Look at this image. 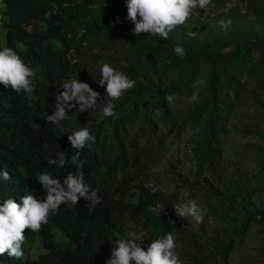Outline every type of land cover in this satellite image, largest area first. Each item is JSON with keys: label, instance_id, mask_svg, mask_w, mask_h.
<instances>
[{"label": "trees", "instance_id": "obj_1", "mask_svg": "<svg viewBox=\"0 0 264 264\" xmlns=\"http://www.w3.org/2000/svg\"><path fill=\"white\" fill-rule=\"evenodd\" d=\"M95 1L0 0V25L6 28L5 45L0 49L12 48L33 69L39 67L33 78L31 100L23 92L16 93L0 84V170L11 176L8 181L0 179V203L7 198L20 203V198L28 193L43 200L46 192L36 180L38 174L47 171L62 182L69 171H77L75 165L48 166L47 160L55 159L60 151L67 153L66 159L74 154L76 150L67 137L85 126L96 139L90 149L81 150L84 179L101 199L94 209L83 198L76 205L62 204L41 231L25 232V244L37 238L45 247L43 253L35 259L23 256L20 260L5 254L0 256V264H105L114 240L127 237L126 225L137 223L154 238L173 233L171 224L151 209L162 201L170 204L166 195L134 184L132 172L161 159L187 128H198L196 157L201 167L211 168L221 156L222 133L232 109L227 103L229 96L240 94L244 78L264 83V40H253L237 53L189 49L180 57L174 48L163 43L150 45L129 28L92 20ZM256 1L248 0L252 8L263 10ZM51 9L56 10L55 15L45 19V12ZM107 49L124 53L127 65L119 69L127 76L140 71L159 73L173 77L171 86L164 88L153 83L150 89L126 91L122 98L113 101V117L100 118L106 104L82 113L77 111V104L59 125L46 123V116L54 111L56 96L63 91L61 84L70 78L90 82V62ZM203 64L208 65L209 73L207 97L190 115L178 118L175 110L194 93L193 85ZM167 94L175 95L172 104L166 102ZM260 170L244 184L240 194L264 187V155ZM238 194L234 191L221 195L216 204L211 203L213 210L229 214L235 199L242 196ZM250 223L247 218L226 240L202 241L189 236L183 242V252L190 264L224 262L233 240H246ZM55 228L69 238L66 244L58 240ZM140 246L147 250L141 243Z\"/></svg>", "mask_w": 264, "mask_h": 264}, {"label": "rangeland", "instance_id": "obj_2", "mask_svg": "<svg viewBox=\"0 0 264 264\" xmlns=\"http://www.w3.org/2000/svg\"><path fill=\"white\" fill-rule=\"evenodd\" d=\"M256 2L262 4L263 10L252 8L248 0H216L206 10L194 9L187 23L170 32L167 40L148 33L140 35L150 45L163 43L169 48L180 46L184 50L192 49L204 53H237L241 47L253 40H264V0ZM92 15V20L131 30L135 26L127 19L126 0H97L92 7ZM221 19H231L232 23L227 30L219 26ZM189 31L196 32V37H189ZM5 33L6 28L1 24L0 47L5 45ZM99 53L101 57L90 62L92 79L88 82L100 94L96 108H102L109 101L105 87L98 83L101 78L100 62L110 63L119 71L120 66L127 65L122 52L107 49ZM208 76V65L203 64L196 80L200 83L196 85L194 93L175 110L178 118L190 115L195 106L207 97L205 88ZM128 77L136 82L130 90L138 87L150 89L153 83L168 88L173 82L172 76L149 71H140ZM243 81L244 88L240 94L235 97L231 93L229 96L227 103L232 105V109L222 133L221 156L211 168L201 167L196 157L195 140L198 128H187L171 143L161 159L144 164L132 172L134 184H141L152 193L161 192L170 201V204L167 201L159 202L151 209L154 214L162 215L175 229L171 234L183 264L191 263L183 252V242L189 236H197L202 241L210 238L226 240L247 218L251 219V223L246 240L238 243V238H235L227 260L214 264H264V187L243 190L240 194L244 184L261 172L264 155V83L258 84L248 78ZM193 95H196V101L191 99ZM234 191L242 196L235 199L229 214L215 212L211 203L216 204L222 198L221 195ZM189 199L195 200L203 209L204 223L197 225L191 218L185 219L177 215L173 206ZM54 231L61 243L66 244L69 241L63 231L58 228ZM124 231L127 236L129 232L135 233L137 241L146 248L156 239L137 223L126 225ZM44 251V245L37 238L23 246V256L26 259H35Z\"/></svg>", "mask_w": 264, "mask_h": 264}, {"label": "clouds", "instance_id": "obj_3", "mask_svg": "<svg viewBox=\"0 0 264 264\" xmlns=\"http://www.w3.org/2000/svg\"><path fill=\"white\" fill-rule=\"evenodd\" d=\"M212 5V0H126L127 19L135 26L131 30L136 36L141 33L158 35L164 40L175 28L187 23L196 8L206 10ZM55 9L45 12V19L55 15ZM231 19H221L219 26L227 30ZM196 32L189 31L188 36L195 38ZM173 51L180 57L186 53L180 46H175ZM99 86L105 87L109 101L102 108L101 119L115 116L116 105L113 101L123 97L127 90L134 88L135 81L124 72L115 69L110 63L101 61ZM39 72V67L33 69L24 62L20 55L12 48L0 49V84L5 88L10 87L16 93L23 92L27 99H32L34 92L33 78ZM200 81H196L195 87ZM63 91L56 96L54 111L47 115L46 123L59 125L68 118V111L76 108L80 113L94 108L100 94L94 91L88 83L70 78L61 84ZM197 100L196 95L191 97ZM165 100L172 104L174 94H167ZM75 151L68 159L67 153L60 151L55 159L47 160L48 166L56 165L64 168L66 165H75L77 171H69L61 182L60 178L45 171L38 174L36 180L46 192L43 200L37 199L28 193L20 198L17 203L12 198H7L0 203V256L7 254L9 258L20 260L23 255V245L26 242V230L39 232L46 225L51 215L57 214L62 204L76 205L83 198L91 208L101 203L97 191L91 189L84 179V161L80 160L81 150L91 148L95 143V136L89 127L85 126L75 130L67 137ZM0 179L8 181L11 176L8 171L0 170ZM181 218H191L199 225L204 223V211L193 199L173 206ZM135 233L129 232L127 237L114 240L111 255L105 264H183L176 251V243L171 233L152 240L147 250H144Z\"/></svg>", "mask_w": 264, "mask_h": 264}, {"label": "built area", "instance_id": "obj_4", "mask_svg": "<svg viewBox=\"0 0 264 264\" xmlns=\"http://www.w3.org/2000/svg\"><path fill=\"white\" fill-rule=\"evenodd\" d=\"M2 13H3V4L0 2V20L2 18Z\"/></svg>", "mask_w": 264, "mask_h": 264}]
</instances>
